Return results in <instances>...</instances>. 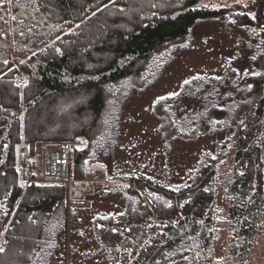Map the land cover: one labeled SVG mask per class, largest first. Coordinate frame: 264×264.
I'll return each instance as SVG.
<instances>
[{
  "label": "trees",
  "instance_id": "trees-1",
  "mask_svg": "<svg viewBox=\"0 0 264 264\" xmlns=\"http://www.w3.org/2000/svg\"><path fill=\"white\" fill-rule=\"evenodd\" d=\"M203 2L0 0V264H52L72 218L64 184L36 181L34 173L24 181L20 149L34 155L37 141L80 139L84 146L74 148L72 176L85 179L89 160L112 149L119 106L131 85H145L153 77L155 64L152 69L146 65L155 62L158 48L185 38L201 20H229L231 9L211 10ZM125 15L131 20L127 32L115 28ZM233 22L252 26L254 20L242 12L235 13ZM101 27L106 35L86 50L85 42ZM89 63L95 68L89 70ZM253 63L257 73L249 77L251 88L243 91L245 97L236 106L233 100L225 104L229 90L215 94L186 83L181 95L155 109L165 140L196 139L203 124L215 133L232 128L218 156L229 142L235 144L223 189L233 226L231 253L240 263L263 230L264 46ZM221 89L228 88L221 84ZM80 94L86 95V107L76 108L74 116L80 120L86 114L90 122L78 124L79 130L65 125L57 134L38 137V120L44 112L54 113V101ZM184 98L198 104L188 115L180 111ZM217 171L215 160H210L186 184L139 173L128 177L127 186H112L125 199L124 210L92 221L108 264L196 263L212 245Z\"/></svg>",
  "mask_w": 264,
  "mask_h": 264
},
{
  "label": "rangeland",
  "instance_id": "rangeland-1",
  "mask_svg": "<svg viewBox=\"0 0 264 264\" xmlns=\"http://www.w3.org/2000/svg\"><path fill=\"white\" fill-rule=\"evenodd\" d=\"M202 5L211 10L231 9L229 20L232 22L221 17L201 20L185 38L158 48L155 62L152 60L146 65L152 69L155 64L153 77L145 85H131L120 109L117 108L119 124L112 149L108 150L107 156L99 155L89 160L90 170L85 179L76 180L72 176L74 148L84 146L80 139L37 141L33 146L34 155L24 148L20 149L24 181H28L34 173L35 180L42 182L44 157L38 148L68 145L69 181L64 185L67 209L72 218L67 223L60 250L52 257V264H108L105 250L94 238L92 221L98 216L116 215L124 210L125 199L112 186H127L128 177L139 173L172 185L186 184L194 178L199 167L210 160H215L218 170L212 245L193 264H264V214L260 226L263 230L255 236L244 262L240 263L239 258L231 253L233 226L223 187L233 164L235 144L229 142L226 152L218 155L222 143L231 137L232 128L215 133L203 124L196 139L165 140L160 132L161 121L155 112L169 97L181 95L186 83L199 84L204 91L207 88L206 91L212 90L215 94L229 90L225 104L233 100L235 106L244 99L243 91L251 88L249 77L257 73L253 59L264 46V0H205ZM242 12L254 20L252 26L233 22L235 13ZM130 22L129 16L125 15L115 28L127 32ZM106 33L104 27L97 30L86 40V50L94 49ZM81 53L84 54L83 51ZM94 57L101 60L103 55ZM91 68H95L94 64L89 63L88 69ZM18 80L21 83L25 81L22 72ZM221 84L228 89L222 90ZM85 97L80 94L79 97L62 96L56 99L52 106L54 113L48 110L49 116L44 112L39 118L37 136L57 134L65 125L64 128L75 131L79 130L78 124L89 123L90 118L86 114L80 120L74 116L76 108L86 107ZM197 107V102L187 98L180 103V111L182 108L183 114L187 115ZM28 221L34 228L35 223Z\"/></svg>",
  "mask_w": 264,
  "mask_h": 264
},
{
  "label": "built area",
  "instance_id": "built-area-1",
  "mask_svg": "<svg viewBox=\"0 0 264 264\" xmlns=\"http://www.w3.org/2000/svg\"><path fill=\"white\" fill-rule=\"evenodd\" d=\"M38 150L44 157L42 182L49 184L68 183V145L47 149L40 147Z\"/></svg>",
  "mask_w": 264,
  "mask_h": 264
},
{
  "label": "snow or ice",
  "instance_id": "snow-or-ice-1",
  "mask_svg": "<svg viewBox=\"0 0 264 264\" xmlns=\"http://www.w3.org/2000/svg\"><path fill=\"white\" fill-rule=\"evenodd\" d=\"M13 19H15V17H13ZM0 251H3V249H2V248H0Z\"/></svg>",
  "mask_w": 264,
  "mask_h": 264
},
{
  "label": "bare ground",
  "instance_id": "bare-ground-1",
  "mask_svg": "<svg viewBox=\"0 0 264 264\" xmlns=\"http://www.w3.org/2000/svg\"><path fill=\"white\" fill-rule=\"evenodd\" d=\"M71 42V41H70Z\"/></svg>",
  "mask_w": 264,
  "mask_h": 264
}]
</instances>
